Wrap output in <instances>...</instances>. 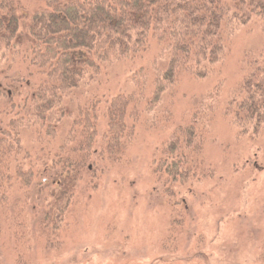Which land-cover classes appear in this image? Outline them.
Segmentation results:
<instances>
[{"label": "rangeland", "instance_id": "obj_1", "mask_svg": "<svg viewBox=\"0 0 264 264\" xmlns=\"http://www.w3.org/2000/svg\"><path fill=\"white\" fill-rule=\"evenodd\" d=\"M19 1L27 12L40 6L37 0ZM158 50L152 43L145 54L114 62L98 83L82 85L68 97L70 112L59 126V141L71 128L78 105L99 98L95 155L101 157L92 161L91 172L85 169L71 184L69 207L53 233H45L39 223L58 204L65 186L54 177L56 168L44 171L51 162L43 165L40 143L25 133L23 144L32 150L31 163L43 169L45 182L38 185L36 179L31 187L6 183L0 189V264H264V125L255 130L253 121L246 122L248 131H242L227 109L251 70L249 58L264 52V31L259 25L241 27L207 77L181 73L158 101L147 105L153 71L166 65ZM20 64L2 81L16 74L31 77L32 71ZM142 66L148 71L143 95L140 85L130 81ZM214 88L220 98L207 116L204 104ZM29 89L24 82L20 90ZM124 91L136 98L127 117L132 136L121 156L110 160L100 151L106 99ZM241 116L247 119L244 112ZM199 117L196 130L204 131L205 139L196 155L201 167L197 178H184L185 168L180 158L176 165L175 154L163 156L166 171L159 172L172 132Z\"/></svg>", "mask_w": 264, "mask_h": 264}, {"label": "trees", "instance_id": "obj_2", "mask_svg": "<svg viewBox=\"0 0 264 264\" xmlns=\"http://www.w3.org/2000/svg\"><path fill=\"white\" fill-rule=\"evenodd\" d=\"M37 2L40 6L27 12L19 0H0V100L6 99L0 108V189L6 183L10 187L15 183L31 187L36 179L38 185L45 182L41 178L43 169L32 165V150L23 144L25 133H32L41 153L45 152L43 165L51 162V168L44 171L56 168L54 177L65 186L58 204H53L39 223L45 233H53L69 207L74 187L71 184L82 177L85 169L91 172L92 161L101 157L95 155L100 137L99 98L91 97L87 104L78 105L71 128L59 141V126L70 112L67 99L73 91L98 83L114 62L133 60L154 43L159 49L157 56L166 60L164 67L153 71V91L147 105L155 103L181 73L207 77L227 51L230 36L241 27L259 25L264 31V0ZM249 59L251 70L246 81L237 92L234 90L227 106L234 114L233 121L245 128L242 131H248L246 122L253 121L255 130L264 125V52ZM18 62L29 73L32 71V76L16 74L2 81ZM145 70L142 66L130 76L132 83L140 85L141 95L147 84ZM24 82L30 84L25 93L20 90ZM219 93L216 88L209 92L204 104L207 116L218 103ZM135 99V93L128 91L106 99L107 127L101 134L100 151L110 160L121 156L132 136L127 117ZM201 120L199 117L172 132L171 142L159 160V172L166 171L163 156L175 154L176 165V158H180V166L185 168L184 178H197L201 167L196 155L203 146L205 132L197 131L195 123Z\"/></svg>", "mask_w": 264, "mask_h": 264}]
</instances>
